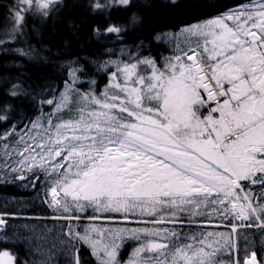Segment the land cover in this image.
Instances as JSON below:
<instances>
[{
  "label": "snow or ice",
  "instance_id": "obj_1",
  "mask_svg": "<svg viewBox=\"0 0 264 264\" xmlns=\"http://www.w3.org/2000/svg\"><path fill=\"white\" fill-rule=\"evenodd\" d=\"M0 69V264H264V0H6Z\"/></svg>",
  "mask_w": 264,
  "mask_h": 264
},
{
  "label": "trees",
  "instance_id": "obj_2",
  "mask_svg": "<svg viewBox=\"0 0 264 264\" xmlns=\"http://www.w3.org/2000/svg\"><path fill=\"white\" fill-rule=\"evenodd\" d=\"M6 2V0H0V3ZM148 3H153L155 0H147ZM141 12H145L146 10L144 8L140 9ZM118 18L120 20H126L128 16H130V13H123L120 12L117 14ZM155 18L159 20L162 24H169V23H175V19H169L168 15L164 13L163 10H155ZM186 18V17H184ZM69 21H72L76 24L80 25V33L82 40L87 39V31L88 28L91 27L92 24H98L101 23L100 18H91L86 17L82 10L73 9L69 14L65 15L62 20L58 21L56 23L55 29L58 35L55 37V43L53 45H48L49 35L48 32L51 31V25L49 26V30L45 32L44 34V43L48 45L49 47H52L53 53H56L57 50L61 47V41L63 37L68 36L69 29H68V23ZM83 21V22H82ZM152 22V21H150ZM33 44H35L37 47H39V44L35 39H33ZM75 46V45H74ZM163 50V49H161ZM44 55H47V53H44ZM9 68H11V61L8 62ZM8 73L3 72L2 69H0V77H3L7 75ZM12 75H16V72H12ZM23 74L26 76L31 77L32 81L39 82L38 78L40 77H49L50 79H55L54 76V70L51 68L50 65H45L43 63L38 64H26L23 69ZM3 85L4 81L0 79V104L4 102V96H3ZM27 195V193L23 192V190H17L8 188L7 190L0 189V197L4 198H10L11 196H24ZM0 200V203L3 202ZM257 252L259 255V248H257Z\"/></svg>",
  "mask_w": 264,
  "mask_h": 264
},
{
  "label": "rangeland",
  "instance_id": "obj_3",
  "mask_svg": "<svg viewBox=\"0 0 264 264\" xmlns=\"http://www.w3.org/2000/svg\"><path fill=\"white\" fill-rule=\"evenodd\" d=\"M2 199H3V198H2V197H0V200H1V201H2Z\"/></svg>",
  "mask_w": 264,
  "mask_h": 264
}]
</instances>
